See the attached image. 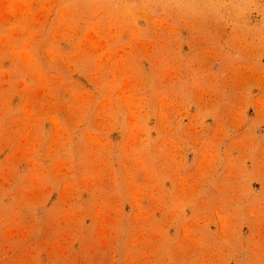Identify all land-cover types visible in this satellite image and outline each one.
<instances>
[{
	"label": "rangeland",
	"instance_id": "1",
	"mask_svg": "<svg viewBox=\"0 0 264 264\" xmlns=\"http://www.w3.org/2000/svg\"><path fill=\"white\" fill-rule=\"evenodd\" d=\"M0 264H264V0H0Z\"/></svg>",
	"mask_w": 264,
	"mask_h": 264
}]
</instances>
